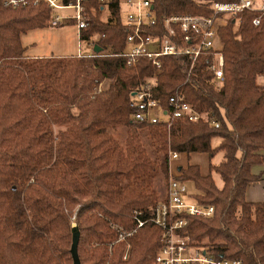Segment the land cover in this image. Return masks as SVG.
Here are the masks:
<instances>
[{
  "label": "trees",
  "instance_id": "obj_1",
  "mask_svg": "<svg viewBox=\"0 0 264 264\" xmlns=\"http://www.w3.org/2000/svg\"><path fill=\"white\" fill-rule=\"evenodd\" d=\"M8 1L0 0V264H74V215L82 264H156L160 228L149 222L117 243L113 226L134 230L136 211L149 219L168 202L172 180L192 183L197 193L191 197L214 208L208 218L184 216L189 224L181 236L212 246L219 259L264 264V202L246 201L247 189L261 180L252 168L264 165V86L258 84L264 16L245 11L237 29L230 22L221 30L222 87L212 81L208 54L196 64L186 56L162 59L153 99L165 109L170 98L182 99L219 128L184 119L148 125L133 119L132 95L154 68L146 58L126 64L129 32L120 23L121 0L110 5L117 24L104 21L98 9L89 15L83 39L99 35L101 52L31 60L22 36L50 28L51 10ZM235 1L153 0L158 27L149 31L162 35L168 16H213V3ZM102 83L105 89L96 94ZM174 153L208 154L211 162L223 153L220 164L210 163L223 187L198 166L173 176Z\"/></svg>",
  "mask_w": 264,
  "mask_h": 264
},
{
  "label": "built area",
  "instance_id": "obj_2",
  "mask_svg": "<svg viewBox=\"0 0 264 264\" xmlns=\"http://www.w3.org/2000/svg\"><path fill=\"white\" fill-rule=\"evenodd\" d=\"M113 0H10L8 5L18 7L33 3H41L51 10L50 27L60 28L73 25L77 29L79 54L84 56L81 44L87 43L90 54L94 53L97 42L85 41L84 30L90 27L89 15L98 9L104 21L117 24L118 19L112 15L110 5ZM121 26L128 32L125 59L128 67H135L141 58L148 59L154 74L146 78L141 87L133 93V105L136 112L133 119L148 125L167 124L173 119H184L192 123H209L215 128L220 125L211 120L205 113L198 111L193 105L182 99L172 97L168 109L153 99V89L158 86L162 73V59L165 57L186 56L192 64H196L202 55H210L209 70L213 73V82L217 87L223 85L225 72L224 45L221 41V30L233 22L239 27V16L245 11L256 10L264 16V0H236L233 3H213V16L171 15L163 20L162 35L149 30L158 27L154 12L153 0H121ZM108 15V16H106ZM261 20L255 19L253 24L259 26ZM100 37V36H99ZM100 39V38H99ZM102 92V87L99 88ZM178 159L180 154L171 155ZM168 202L158 205L151 217L146 219L142 212L136 211L133 218L136 228L125 231L115 228L119 237L117 242H124L133 234L152 223L163 232L162 245L156 256V264H243L238 260L219 259L211 247H198L190 243L189 238L181 236L180 231L188 227V217H211L213 207H205L197 203L188 191L187 184L172 180L168 189Z\"/></svg>",
  "mask_w": 264,
  "mask_h": 264
},
{
  "label": "rangeland",
  "instance_id": "obj_3",
  "mask_svg": "<svg viewBox=\"0 0 264 264\" xmlns=\"http://www.w3.org/2000/svg\"><path fill=\"white\" fill-rule=\"evenodd\" d=\"M28 5L34 6V4L31 2L25 6ZM102 18L105 19L104 16H102ZM99 38H100L99 35H94L91 41L97 42ZM22 44L23 47L26 49L25 56L29 60L37 59V58L67 57V56H75L79 54V39H78L77 29L73 25H68L60 28L50 27L46 29L32 30L22 36ZM81 50L83 55H88L91 52L87 43L81 44ZM258 84L264 86V77H260L258 79ZM99 87H102V91L105 89V85L103 83ZM99 87H98V91L95 92L96 94L99 93ZM116 135L120 140H123L125 137L124 131L121 130H119ZM212 144L214 148L217 147L220 144V139L218 138L214 139ZM222 160H223V153H218L212 159V162L208 154L196 153V154H191L190 156L187 154H180V157L178 159L172 158L171 173L173 176L179 178L181 177V172L179 171L181 167L182 168L184 167L183 168L184 171H187L189 167L198 165L200 167L201 174H203L204 176H208L212 174V177L214 178L218 188H222L223 182L220 176L216 173H210V163H212L213 165H218L221 163ZM259 166H264V165H259ZM186 184L190 196L197 193L192 183H186ZM71 222H72V227H77L75 215L72 217ZM113 228L115 229L118 227L113 226ZM126 241H124L123 243H126ZM191 244L196 245L193 243ZM205 244L206 243L203 242L199 246L198 245L196 246L210 247V248L212 247V246H207ZM113 245L114 244L110 246V251Z\"/></svg>",
  "mask_w": 264,
  "mask_h": 264
},
{
  "label": "crops",
  "instance_id": "obj_4",
  "mask_svg": "<svg viewBox=\"0 0 264 264\" xmlns=\"http://www.w3.org/2000/svg\"><path fill=\"white\" fill-rule=\"evenodd\" d=\"M194 166H198V165H194ZM252 173L255 176L261 177V180L259 182L255 183V184H252L247 189V191H246V201L249 202V203H263L264 202V166H254L252 168Z\"/></svg>",
  "mask_w": 264,
  "mask_h": 264
},
{
  "label": "water",
  "instance_id": "obj_5",
  "mask_svg": "<svg viewBox=\"0 0 264 264\" xmlns=\"http://www.w3.org/2000/svg\"><path fill=\"white\" fill-rule=\"evenodd\" d=\"M94 51L95 53H99L101 52V49L98 46H96ZM72 233H73V243L71 248V254H72L73 262L74 264H82L80 261L79 251H78L80 236H81L80 231L77 227H73Z\"/></svg>",
  "mask_w": 264,
  "mask_h": 264
}]
</instances>
